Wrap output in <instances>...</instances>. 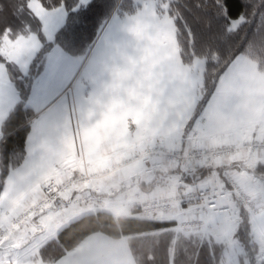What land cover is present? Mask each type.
I'll return each mask as SVG.
<instances>
[{
  "label": "snow or ice",
  "instance_id": "1",
  "mask_svg": "<svg viewBox=\"0 0 264 264\" xmlns=\"http://www.w3.org/2000/svg\"><path fill=\"white\" fill-rule=\"evenodd\" d=\"M0 264H264V0H0Z\"/></svg>",
  "mask_w": 264,
  "mask_h": 264
}]
</instances>
